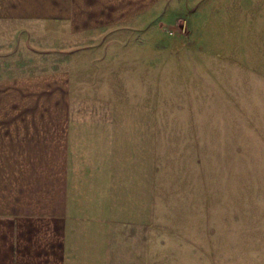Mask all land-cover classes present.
Segmentation results:
<instances>
[{
  "label": "crops",
  "instance_id": "1",
  "mask_svg": "<svg viewBox=\"0 0 264 264\" xmlns=\"http://www.w3.org/2000/svg\"><path fill=\"white\" fill-rule=\"evenodd\" d=\"M187 1L199 67L190 126L221 139L242 123L264 139V0ZM28 9L10 17H46ZM121 21L111 41L103 24L86 47L58 41L48 68L0 77V264H156L157 92L151 68L148 88L135 74L127 84ZM152 30L142 47L155 46Z\"/></svg>",
  "mask_w": 264,
  "mask_h": 264
},
{
  "label": "rangeland",
  "instance_id": "2",
  "mask_svg": "<svg viewBox=\"0 0 264 264\" xmlns=\"http://www.w3.org/2000/svg\"><path fill=\"white\" fill-rule=\"evenodd\" d=\"M188 3L0 0V77L48 68L58 41L63 51L86 47V41L102 39L96 31L103 24L109 29L104 39L111 41L114 23L124 19L120 40L125 44L126 82L135 74L134 81L148 88L149 80L142 76L151 68V87L157 92L152 149L157 205L151 227L147 224L156 264H264V139H248L242 123L222 129L221 139H198L199 129L190 126L197 110L183 109L197 93L199 67L189 14L195 7ZM27 9L45 11L46 17H10ZM117 10H122L120 16ZM150 28L155 46L149 48L148 40L144 48L143 30ZM150 55L152 65L139 63Z\"/></svg>",
  "mask_w": 264,
  "mask_h": 264
}]
</instances>
